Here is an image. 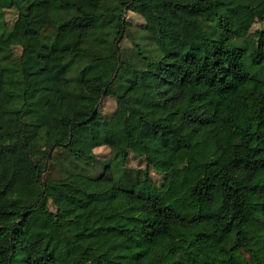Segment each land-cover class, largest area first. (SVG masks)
Masks as SVG:
<instances>
[{"label": "trees", "instance_id": "16d2710c", "mask_svg": "<svg viewBox=\"0 0 264 264\" xmlns=\"http://www.w3.org/2000/svg\"><path fill=\"white\" fill-rule=\"evenodd\" d=\"M125 11L173 50L123 56ZM236 16L262 23L243 46ZM101 146L119 166L141 158V179L104 163L49 175ZM73 250L77 264H264V0H0V264Z\"/></svg>", "mask_w": 264, "mask_h": 264}, {"label": "rangeland", "instance_id": "374dc122", "mask_svg": "<svg viewBox=\"0 0 264 264\" xmlns=\"http://www.w3.org/2000/svg\"><path fill=\"white\" fill-rule=\"evenodd\" d=\"M3 17L6 25L9 26L11 21L15 17V11L13 9L4 10ZM123 17L127 27L124 36L119 42V48L121 49V53L123 56L131 57L133 52V43L139 45L141 44L144 48L143 50L145 54H147L150 59L153 58L152 56L155 53H164L166 51L173 50V45L168 46L169 44H167V42H171L172 40L165 39L162 36L154 37L152 33H150L154 32V30L150 27H147V25L143 23V20L138 14L130 11H125ZM230 19L234 25V34L236 35L234 41L237 45L240 46H243L245 39L243 36L239 35L245 32H251L254 29L262 27V23L256 20L252 21V19L248 18L244 20L243 17L240 16L230 17ZM147 36L149 37L146 38ZM144 38H146V40ZM15 51L17 52L18 50L15 49ZM113 110L114 100L111 97H103L99 100L98 112L102 117H109ZM60 155L63 156L64 160L61 162L59 159L55 158L53 160L54 166H51L47 169L51 177H56L61 174L57 171V168L63 165H67L69 166V169H73L74 171L80 172L84 175L93 176L101 171L103 163L109 165L114 177L119 176L118 172L122 169V178L128 183L131 182L130 180H133L135 178L141 179L144 173V162L141 158H138L129 153L127 161L123 165L119 166L115 163V161H113L109 149L105 146L96 147L93 150L87 149L85 152L86 162L75 161L69 157H65V155L63 154ZM117 178H120V176ZM148 178L154 186H158L161 182V175L155 173V171H153L151 168L148 169ZM47 207L49 210L53 209L51 200H48ZM77 258L78 252L77 250H73L63 264H77Z\"/></svg>", "mask_w": 264, "mask_h": 264}]
</instances>
